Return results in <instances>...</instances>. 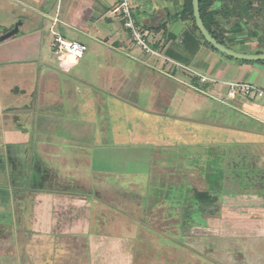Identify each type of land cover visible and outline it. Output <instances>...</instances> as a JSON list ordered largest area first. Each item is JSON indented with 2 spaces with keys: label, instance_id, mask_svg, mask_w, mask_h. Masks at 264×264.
<instances>
[{
  "label": "crops",
  "instance_id": "1",
  "mask_svg": "<svg viewBox=\"0 0 264 264\" xmlns=\"http://www.w3.org/2000/svg\"><path fill=\"white\" fill-rule=\"evenodd\" d=\"M118 4L0 0V201L7 206L0 205L13 215L12 229L0 223V237L22 231L24 245L41 246L47 254L34 264H212L180 241L233 236L207 226L264 198V103L230 97L232 83L264 91V62L210 47L183 17L185 0H131L157 52L148 55ZM55 21L65 39L88 47L69 73L53 53ZM222 26L228 48L264 53L249 25ZM224 105L257 127L216 121ZM109 211L131 218L140 233L129 238L134 251L117 258L120 238L105 230ZM244 232L236 236H255ZM16 252L4 259L29 264Z\"/></svg>",
  "mask_w": 264,
  "mask_h": 264
},
{
  "label": "rangeland",
  "instance_id": "2",
  "mask_svg": "<svg viewBox=\"0 0 264 264\" xmlns=\"http://www.w3.org/2000/svg\"><path fill=\"white\" fill-rule=\"evenodd\" d=\"M255 2L256 1H254V3ZM229 21L231 23L235 22V20H233L232 18ZM229 21H227V24L230 25L231 23ZM247 29L250 31L251 34L257 31V33L262 39L261 41L259 38V42L264 47V15L252 19L249 22V26H247ZM256 101L260 104L264 103L263 98H258L256 99ZM215 120L218 122H222L225 125L243 124L245 127H250L251 129L257 127V121L255 119H252L251 117H246L240 111L228 105H224V108L218 111V117ZM260 169L264 171V165ZM17 177L18 175L15 174L13 176V179L15 180ZM262 183V189L259 190L260 193H264V181ZM251 185L258 189L261 186L257 184V182H252ZM257 192L258 191H256V193ZM2 201L4 204L1 201L0 204H3V206H7V204L5 203L6 200ZM186 201H188V199L184 200V202ZM189 201L194 205V200L192 198L189 199ZM254 202L257 204L251 203L248 209H238V211L231 210L229 212H226L228 214L224 218L228 220L227 222L218 221L215 223L212 221L210 225L207 226V228L211 230L218 229V234L223 233V229L228 230V234L232 231L233 236H212L202 239L196 238L193 240H189V238L184 237L180 241L181 244L189 245L190 247L195 249L196 252L200 251L203 256L213 262L212 264H264V198H257V200ZM198 204L199 203L196 204L195 210H199L200 206H202L201 204L200 206ZM191 206L192 205H189L188 207L183 208V212L180 215V219L183 225L188 224L190 222L189 220L193 214V209L191 210L189 208ZM1 208L3 210L5 209L0 205V209ZM224 213L225 212H223V214ZM1 214L3 213L1 212ZM104 224H106L105 230L108 234H112V236L120 238L114 241V248L112 249V251L116 255V258V252H128L127 254H129L134 251L133 243L132 241H130L131 239L129 240V238L133 237L134 239L135 236H138V234L140 233L139 229H137L136 224L134 223V221H132L131 218L123 214L116 215L109 211L107 212ZM244 230H249L250 235L253 236V234H255V236L248 239L236 236L237 233H246L244 232ZM256 234L259 235L257 236ZM22 236L23 232L21 231L20 234L18 233L16 237L12 236L10 237L11 239L8 238V242L6 245H0V264H12V262L15 263V259L12 256H10L12 258L6 256V258L4 259L3 252H14L16 255V251L20 250L19 256L23 257L25 253L27 257L26 263L29 262V264H34L38 261H41L42 259L40 257L46 256L47 251L45 255L44 253H40L41 251L45 250L41 248V246L37 247V245H35L34 242L31 241V239L29 240L30 242H32L31 244L26 242V245H24L23 241L25 239H23ZM1 240L4 239L0 238V241ZM35 247L37 248L36 251ZM67 247L71 246H68L67 244ZM23 249H25V252ZM36 256L37 258H35Z\"/></svg>",
  "mask_w": 264,
  "mask_h": 264
},
{
  "label": "trees",
  "instance_id": "3",
  "mask_svg": "<svg viewBox=\"0 0 264 264\" xmlns=\"http://www.w3.org/2000/svg\"><path fill=\"white\" fill-rule=\"evenodd\" d=\"M254 1H256L254 3ZM230 4V6H229ZM199 7L202 20L204 22L205 27L209 31V33L222 45H227L224 43L221 38L224 33L228 32V30L224 29L222 24L224 21L227 23L231 18L235 20V22L231 23L230 27L234 32H238L242 26L249 25V22L258 16L264 15V0H199ZM183 17L188 21L192 22L194 29L200 34L202 39L206 42L201 32L199 31L196 21L194 18L193 4L192 0H185V4L183 7ZM221 15L222 21H216V16ZM225 19V20H224ZM213 28H216L217 31H214ZM223 28V29H222ZM220 31L222 35L217 32ZM252 35L259 37L262 41L260 35L256 32L252 33ZM210 47L215 49L211 44L206 42ZM216 50V49H215ZM218 51V50H216ZM264 62V61H262ZM13 215L9 211L0 213V223H5L8 225L10 229L13 228ZM1 239L6 240L9 237H0Z\"/></svg>",
  "mask_w": 264,
  "mask_h": 264
},
{
  "label": "built area",
  "instance_id": "4",
  "mask_svg": "<svg viewBox=\"0 0 264 264\" xmlns=\"http://www.w3.org/2000/svg\"><path fill=\"white\" fill-rule=\"evenodd\" d=\"M117 9L122 15L124 26L130 31L134 43L143 49V51L148 55L157 54V52L154 51L150 45L149 33L141 29L133 15L131 0H119ZM57 23L58 21H55L53 25V53L60 63V67L64 70V72L69 73L72 68L85 57L88 47L81 41H71L65 39L55 29ZM73 56L75 57L74 60L71 59ZM202 80L206 81L207 78L202 77ZM230 97L233 99L242 97L247 99H264V91L258 89L254 85L232 83L230 84Z\"/></svg>",
  "mask_w": 264,
  "mask_h": 264
},
{
  "label": "water",
  "instance_id": "5",
  "mask_svg": "<svg viewBox=\"0 0 264 264\" xmlns=\"http://www.w3.org/2000/svg\"><path fill=\"white\" fill-rule=\"evenodd\" d=\"M192 4H193V11H194V18H195L196 25H197L199 31L201 32V34L204 37V39L206 40V42L211 44L216 50H218L219 52H221L227 56H230L232 58L239 59V60H244V61H249V62L264 61V53H260V54L239 53V52H236V51L220 44L209 33V31L207 30V28L204 25V22L202 20L201 13H200L199 0H192ZM17 32H18V27H16L10 33L2 36L1 40H6V39L12 37L13 35H15Z\"/></svg>",
  "mask_w": 264,
  "mask_h": 264
},
{
  "label": "clouds",
  "instance_id": "6",
  "mask_svg": "<svg viewBox=\"0 0 264 264\" xmlns=\"http://www.w3.org/2000/svg\"><path fill=\"white\" fill-rule=\"evenodd\" d=\"M71 59H73V60H74V59H75V57L73 56V57H71Z\"/></svg>",
  "mask_w": 264,
  "mask_h": 264
}]
</instances>
